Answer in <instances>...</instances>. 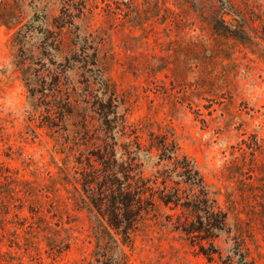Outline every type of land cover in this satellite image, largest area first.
<instances>
[{"label":"rangeland","instance_id":"374dc122","mask_svg":"<svg viewBox=\"0 0 264 264\" xmlns=\"http://www.w3.org/2000/svg\"><path fill=\"white\" fill-rule=\"evenodd\" d=\"M16 1L0 0V15L17 13L0 19V264H97L104 253L115 264H226L200 253L174 226L181 210L163 204L132 241L114 229L109 239L78 181L77 157L107 138L97 98L116 105L119 156L132 151L154 181L173 171L160 141H174L227 212L215 239L224 257L264 264V0ZM35 13L34 31L18 35ZM71 13L79 29L61 32L54 18ZM48 66L60 87L33 94Z\"/></svg>","mask_w":264,"mask_h":264},{"label":"trees","instance_id":"16d2710c","mask_svg":"<svg viewBox=\"0 0 264 264\" xmlns=\"http://www.w3.org/2000/svg\"><path fill=\"white\" fill-rule=\"evenodd\" d=\"M22 1L26 0H17L16 6L21 5ZM34 2L35 0H30L29 4L31 5ZM80 12L83 13V10ZM16 14L14 11L11 17L0 15V19L7 24L10 22L9 18H15ZM67 16L68 19L54 18V25L61 32L76 26L73 18H71L73 17L72 13ZM38 19H40L39 14L35 13L33 20L24 23L20 27L18 35L27 38L34 31L33 21ZM24 28H26L25 31ZM76 28L78 27L76 26ZM41 31H43V28ZM76 37L82 38L78 34ZM39 62L43 66L46 64L42 60ZM50 68L48 66L45 70H48V76L51 75L52 79L49 80L46 76L39 77L42 86L41 88L33 86L31 88L33 94L36 91L45 94L46 91L58 90L60 87L59 72L54 73ZM37 76L39 75L37 74ZM97 102L100 104V108H96V112L106 125L104 130L107 138H105L104 145H96L84 159V153L77 157L78 162L82 164L81 176L78 181L82 185V201L88 205L92 212L96 210L99 213L100 225L110 236L109 239H112L116 244L118 243L110 231V229H114L123 236V242L132 241L133 232L136 231L140 223L146 219L147 215L155 211L160 204H163L171 210H181V214L177 215L178 220L173 222L175 228L185 233L188 238L192 239V242L197 243L200 248L199 252L205 255L209 261L218 259L226 264H233L231 256L224 257L215 242L219 232L228 227L227 212L219 209L216 205L217 201L210 195L205 179L196 165L186 156L178 158L175 154V142L164 137L160 141L162 150L160 158L170 160L176 158L174 169L173 171L166 169L159 172L160 175L154 181L145 177L139 171L137 157L133 155L132 151L127 150L124 153L127 154V159L118 155L116 148L118 140L114 133L118 126L115 124L118 115L114 109L116 105L113 99L111 98L109 102H106L104 99L97 98ZM64 104L65 106L60 111L62 118H66V115L73 113V110L67 109L71 105V101L67 100ZM112 114L114 117H112ZM84 127H88L87 118H85ZM174 173L178 178L173 176ZM160 177H162V187L157 185ZM170 182L174 185L171 186ZM97 236L99 246H102L106 237L101 234ZM203 241H206V243ZM108 242L110 240L106 238V243ZM106 246H104V249ZM103 256L106 259L102 261L97 259V262H99L97 264H115L112 257L107 256L106 253Z\"/></svg>","mask_w":264,"mask_h":264}]
</instances>
